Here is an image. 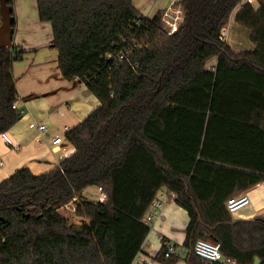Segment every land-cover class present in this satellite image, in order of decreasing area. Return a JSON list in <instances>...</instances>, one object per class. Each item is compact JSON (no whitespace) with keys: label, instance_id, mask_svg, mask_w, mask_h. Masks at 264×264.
<instances>
[{"label":"trees","instance_id":"obj_1","mask_svg":"<svg viewBox=\"0 0 264 264\" xmlns=\"http://www.w3.org/2000/svg\"><path fill=\"white\" fill-rule=\"evenodd\" d=\"M242 2L182 0V20L169 33L164 10L146 17L134 0H37L62 75L100 105L66 132L74 152L64 172L25 167L0 182V264H135L163 189L176 194L189 223L185 242L163 239L156 261L219 264L194 254L204 239L238 264H264V216L235 220L226 207L264 182V4ZM234 11L253 49L221 39ZM25 53L13 37L0 48V133L23 115L14 108V64ZM90 186L102 187L106 201L86 199ZM73 197L80 227L58 211Z\"/></svg>","mask_w":264,"mask_h":264},{"label":"crops","instance_id":"obj_2","mask_svg":"<svg viewBox=\"0 0 264 264\" xmlns=\"http://www.w3.org/2000/svg\"><path fill=\"white\" fill-rule=\"evenodd\" d=\"M258 1L257 6L264 4V0ZM170 2L171 0H134V6L143 16L152 17L159 10L165 11ZM13 3L16 17L13 44L26 51L23 58L14 64L18 105L25 112L6 132L11 137L13 146L0 133V182L25 167L34 175L53 170L58 165L57 153L53 151V139L61 137L62 144L67 147V156L73 153L74 148L66 139V132L100 105L98 98L86 85L78 79L67 80L62 75L58 51L50 47L53 34L51 24L40 20L37 0H13ZM230 20L240 29L244 28L234 21V16ZM225 28L228 41L235 42L237 37L240 40L239 36L243 35L230 22ZM246 34L250 45L243 49H253L255 45L249 40V30ZM239 42L234 45L240 44ZM230 45L232 46L231 43ZM31 122H43L48 130L40 135L29 128ZM244 193L249 196L250 205L232 214V217L235 220H251L264 216V182ZM160 199L163 202L162 209L151 223V230L135 264H161L154 257L160 250L163 239L180 246L185 242V230L189 223L187 211L168 194L162 195ZM177 264L186 263L179 261Z\"/></svg>","mask_w":264,"mask_h":264},{"label":"built area","instance_id":"obj_3","mask_svg":"<svg viewBox=\"0 0 264 264\" xmlns=\"http://www.w3.org/2000/svg\"><path fill=\"white\" fill-rule=\"evenodd\" d=\"M182 0H171L170 5L166 8V10L163 13L162 16V22L165 25V28L170 33L175 32L181 22V17L183 15V11L180 5ZM258 0H243V2L239 5H243V3H249L255 5ZM227 29L224 28L221 32V39L225 40L227 37ZM123 55L119 56V59H122ZM14 108L18 110L21 114H24L25 109L19 107L18 101L14 104ZM29 128L31 130H35L39 132L40 135H43L47 130L48 127L45 123H37V122H31L29 124ZM3 139L9 144L14 145L11 137L5 132L2 133ZM54 143L55 147H53V151L57 153V161L58 166L60 167L61 171L64 172V170L61 168V163L65 160L67 157V147L62 144V138L61 137H55L52 141ZM168 194L171 199L176 198L175 193H168L166 189H163L159 192L158 197L153 201L148 214L145 217V222L151 224L155 217L158 215L159 211L162 209L163 202L161 201L162 195ZM86 199L92 200V201H98V202H105L107 199V194L104 192L103 188L100 186H97V190L91 191L88 195L84 194ZM77 197H73L72 201H77ZM250 205V198L246 193L240 194L238 196H234L232 198H229L226 202V207L228 211L231 214H234L238 212L239 210L247 207ZM174 249L173 247L169 248V251L172 252ZM180 252L184 253L185 251L183 249H180ZM193 252L197 256H199L201 259L206 260L208 262H217L219 264H238L237 260L225 256L221 251V243L220 242H211L204 239H199L194 247ZM169 255V253H167Z\"/></svg>","mask_w":264,"mask_h":264},{"label":"rangeland","instance_id":"obj_4","mask_svg":"<svg viewBox=\"0 0 264 264\" xmlns=\"http://www.w3.org/2000/svg\"><path fill=\"white\" fill-rule=\"evenodd\" d=\"M258 3H259V1L256 2L255 6H257ZM235 11H236V10H235ZM235 11H234V13H233L232 16H234ZM181 19H182V17H181ZM162 23H163V22H162ZM163 25H164V24H163ZM230 25H231L232 27H238V29H240L239 26H237L236 24L233 23V20H230ZM164 27H165V25H164ZM166 30H167V29H166ZM240 30H241V32H243V35H240V36H239V30L237 31L238 36L240 37V40H239V38L237 37V39H236L235 42L230 41V40L228 41V36H227V37L225 38V40H224V41H226V42L229 43V44L231 43L232 46H233V48L236 49V50H238V49H239V50H240V49H243V48H245V47H247V46L250 45L249 42H248V35L246 34V32L248 31V29L243 28V29H240ZM245 31H246V32H245ZM168 32H169V31H168ZM169 33H170V32H169ZM238 41H240V42H239L240 44H238V45H237V44L234 45V44L237 43ZM215 60H216V58H215V59H212V60L207 64V67H208V68H212V67L215 65ZM216 61H217V60H216ZM95 190H97V187L92 186V187H90V188H87L86 191L84 192V194L88 195L91 191H95ZM77 205H78V204H77V201H75V202L71 201L68 205H66L65 207L59 209L58 211H59L60 214H62V215L65 216L66 218H68L70 224L74 225L75 227H80V226L84 223L85 219H84L83 217H81V216L76 215V213H75V209H76ZM181 261H184V260H181Z\"/></svg>","mask_w":264,"mask_h":264},{"label":"water","instance_id":"obj_5","mask_svg":"<svg viewBox=\"0 0 264 264\" xmlns=\"http://www.w3.org/2000/svg\"><path fill=\"white\" fill-rule=\"evenodd\" d=\"M0 17V48H9L12 46L13 28L7 0H0Z\"/></svg>","mask_w":264,"mask_h":264}]
</instances>
